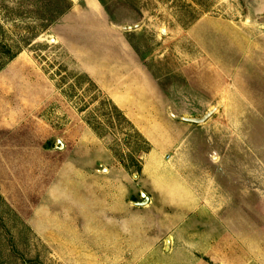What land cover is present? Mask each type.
<instances>
[{
  "label": "rangeland",
  "instance_id": "374dc122",
  "mask_svg": "<svg viewBox=\"0 0 264 264\" xmlns=\"http://www.w3.org/2000/svg\"><path fill=\"white\" fill-rule=\"evenodd\" d=\"M72 1L59 16L58 0H0V54L16 52L0 69V264L125 263L117 240L103 247L117 210L102 189L121 191L118 169L137 184L150 145L85 70L119 73L102 57L121 40L163 86L188 84L219 109L264 72V0Z\"/></svg>",
  "mask_w": 264,
  "mask_h": 264
},
{
  "label": "crops",
  "instance_id": "0c3cea01",
  "mask_svg": "<svg viewBox=\"0 0 264 264\" xmlns=\"http://www.w3.org/2000/svg\"><path fill=\"white\" fill-rule=\"evenodd\" d=\"M118 46L102 68L112 60L119 73L109 64L104 76L85 70L131 115L150 148L137 184H126L118 169L121 191L112 195L115 183L105 176V205L117 210L102 222L108 255L117 240L116 255L128 256L117 264H264V72L231 89L219 109L209 97L195 100L188 84L163 86L129 42ZM213 106L220 113L204 121L183 119ZM142 191L148 202L139 205Z\"/></svg>",
  "mask_w": 264,
  "mask_h": 264
},
{
  "label": "trees",
  "instance_id": "16d2710c",
  "mask_svg": "<svg viewBox=\"0 0 264 264\" xmlns=\"http://www.w3.org/2000/svg\"><path fill=\"white\" fill-rule=\"evenodd\" d=\"M58 2H60V4L62 5V7H59L58 9V15H62L67 9H69L72 6V0H58ZM55 17H52L51 21L55 20L53 19ZM49 25L46 26V28ZM1 48L4 50V52L2 54H0V69L2 67H4L7 64V60H11L16 56V52H13L9 47L5 46L2 44ZM123 116L126 118L125 114H123ZM147 142V141H146ZM148 148L145 150L147 151ZM140 171V168L138 169Z\"/></svg>",
  "mask_w": 264,
  "mask_h": 264
},
{
  "label": "water",
  "instance_id": "95a60500",
  "mask_svg": "<svg viewBox=\"0 0 264 264\" xmlns=\"http://www.w3.org/2000/svg\"><path fill=\"white\" fill-rule=\"evenodd\" d=\"M258 19L264 20V15L260 16ZM251 20V19H248ZM141 22H138L137 24H126L123 26V28L127 29V28H134L138 25H140ZM165 32V30H163ZM215 111V108H211L210 110H208L206 113H204L202 116H195V117H186L183 116V119L188 120V121H192V122H201L204 121L205 119L209 118L213 112ZM60 142V141H59ZM142 197L143 199L141 201H136V203H138L139 205H143L146 204L148 202V196L145 194V192L142 191Z\"/></svg>",
  "mask_w": 264,
  "mask_h": 264
}]
</instances>
